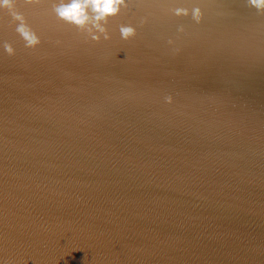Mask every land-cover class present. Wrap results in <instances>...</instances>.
Listing matches in <instances>:
<instances>
[{
    "label": "water",
    "instance_id": "1",
    "mask_svg": "<svg viewBox=\"0 0 264 264\" xmlns=\"http://www.w3.org/2000/svg\"><path fill=\"white\" fill-rule=\"evenodd\" d=\"M58 2L0 8V264H264V9L125 0L106 40Z\"/></svg>",
    "mask_w": 264,
    "mask_h": 264
},
{
    "label": "clouds",
    "instance_id": "2",
    "mask_svg": "<svg viewBox=\"0 0 264 264\" xmlns=\"http://www.w3.org/2000/svg\"><path fill=\"white\" fill-rule=\"evenodd\" d=\"M28 3H32L33 0H26ZM252 6H255L258 10L264 9V0H249ZM14 5V0H0V8H8L11 10ZM125 5V0H59L58 3L53 4V12L59 20H62L68 24H73L77 28L83 29L87 25H91L88 31L96 29L97 32L104 34V39H109V35L104 25L101 23H107L108 17L115 16L119 13L120 7ZM176 15H188V9L176 8L174 9ZM10 15L13 20L19 21L16 25V32L24 39L25 47L34 48L40 43V37L35 31L26 23L22 13L10 11ZM192 18L199 22L201 19V12L199 7L192 9ZM178 32L183 31V27L177 28ZM120 38L128 40L130 37L136 35V29L131 25H120L119 26ZM93 40H99L100 36L93 34ZM167 43L172 45L174 41L169 38ZM5 52L8 55L14 54V49L9 44L4 46ZM174 52H179V48H174ZM166 103H171L172 97L166 95L164 97Z\"/></svg>",
    "mask_w": 264,
    "mask_h": 264
}]
</instances>
